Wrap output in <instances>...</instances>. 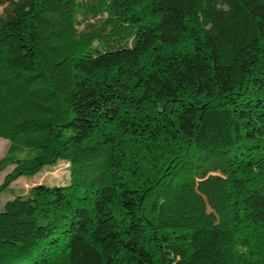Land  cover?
Here are the masks:
<instances>
[{"label":"trees","instance_id":"obj_1","mask_svg":"<svg viewBox=\"0 0 264 264\" xmlns=\"http://www.w3.org/2000/svg\"><path fill=\"white\" fill-rule=\"evenodd\" d=\"M0 7V264H264V0Z\"/></svg>","mask_w":264,"mask_h":264},{"label":"rangeland","instance_id":"obj_2","mask_svg":"<svg viewBox=\"0 0 264 264\" xmlns=\"http://www.w3.org/2000/svg\"><path fill=\"white\" fill-rule=\"evenodd\" d=\"M2 7H0V12ZM8 141L6 139L0 138V157H2L7 149ZM12 165L7 166L4 170L0 172V183L3 180L5 173L12 169ZM69 164L64 160H59L55 165L45 166L38 173L32 176H19L13 180L8 189L3 190L0 193V209H2L6 200L13 198L16 195L25 196L31 186L36 184H45L48 186L67 184L69 181ZM197 186L201 193V187L199 185V180H197ZM205 198V197H204ZM207 211L211 212L218 222L226 219L223 212L225 211L226 202L223 201L222 204L217 205L212 200L205 199Z\"/></svg>","mask_w":264,"mask_h":264}]
</instances>
